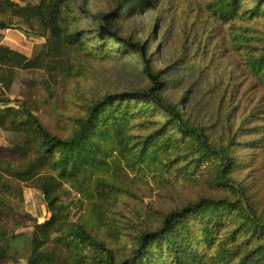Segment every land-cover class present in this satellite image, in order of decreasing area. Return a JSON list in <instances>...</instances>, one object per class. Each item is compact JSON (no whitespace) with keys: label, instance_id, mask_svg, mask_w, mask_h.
Instances as JSON below:
<instances>
[{"label":"rangeland","instance_id":"374dc122","mask_svg":"<svg viewBox=\"0 0 264 264\" xmlns=\"http://www.w3.org/2000/svg\"><path fill=\"white\" fill-rule=\"evenodd\" d=\"M8 1L21 8L33 6L21 11L14 8L19 16L9 10L3 13V7H0V18L10 24L12 33L26 41L28 56H25L30 58L46 42L42 38L41 18L35 13L40 0ZM210 1L152 0L151 4L141 5L135 0H124L119 9L121 0H71L68 24L72 30L84 34L86 43L84 50L70 54L66 65L73 75L63 78L61 72L65 71L58 65L53 77L46 71L18 70L10 93L7 96L0 93V99L10 100V106L18 108L26 104L50 131L67 136L74 129L75 120L94 102L109 95L150 88L152 82L143 67V63L148 62L152 72L160 74L163 82L160 94L165 101L179 105L185 116L202 127L212 142L233 138L241 144L238 154L242 170L234 173L233 178L243 184L244 198L234 196L214 183L215 157L202 163L185 158L171 165L165 160L143 163L136 156L126 160L118 153V162L107 176L117 189L108 203H102L105 214L101 223L96 222V230L102 236L104 233L109 236L108 227L119 228L121 245H131L134 238L145 231L160 229L170 212L204 197L226 198L246 208L252 201L254 209L264 218V151L252 163L257 148L247 150L243 144L247 140L257 141L264 135V90L248 68L250 56L262 46L259 42L264 37V18L250 23L245 22L247 20L222 23L208 10ZM245 1L249 8L257 4L253 0ZM117 10L118 14L122 13L119 37L132 45L140 43L144 48L142 53L131 51L133 47L130 46L122 47L118 40L112 39V34H107L104 40H95L99 25L97 17ZM242 38L247 40L242 42ZM101 44H104L102 49L99 48ZM0 90L2 92V87ZM9 104H0V109ZM128 104L130 133L136 142L168 119L155 104L149 105L145 99L129 100ZM147 106L152 108L155 116L149 115ZM155 122L157 124L153 125ZM242 128L246 131H241ZM253 128H261V135H254L250 131ZM0 132V147L11 148L9 140L15 141L16 137ZM175 132L174 128L168 131L169 134ZM13 159L20 161L17 155ZM22 187L24 200H11L10 206L6 204V207L23 217L24 228L19 232L25 235L29 246L35 222L43 223L51 215L43 194L33 182ZM65 190L61 203L70 207L71 221L78 222L85 214L87 204H81L82 196L72 186L66 184ZM227 214L220 213L222 221L227 223L218 230L216 223L212 225V221L203 215L190 218L188 229H183L181 235H187L188 244L206 259L214 255L216 245L221 243L234 254L236 249L233 247L244 242L247 236L238 232V210L232 209ZM212 227L216 244L203 240L207 229ZM58 236L53 235L54 241L47 249L56 255L58 262H65L67 253L63 245L56 242ZM109 244L118 248V241ZM193 258L196 262L197 256ZM20 262L26 264L24 259Z\"/></svg>","mask_w":264,"mask_h":264},{"label":"trees","instance_id":"16d2710c","mask_svg":"<svg viewBox=\"0 0 264 264\" xmlns=\"http://www.w3.org/2000/svg\"><path fill=\"white\" fill-rule=\"evenodd\" d=\"M135 1L141 5L152 2ZM254 2L257 4L249 8L245 0H211L208 10L222 23L235 20H247L245 22L250 23L257 18H264V0ZM123 3L124 0H121L119 6ZM70 5L71 0H40L35 13L41 18L44 28L42 37L46 42L30 58L1 45L3 35L0 33V85L3 96L12 90L18 70L46 71L53 77L58 65L60 70L66 72H61L63 78L73 75L71 70L68 72L66 65L70 54L72 51L84 50L86 43L84 34L77 29L72 30L68 24V13L72 11ZM0 7H3V13L9 10L16 16L20 13L14 8L20 11L33 8L31 5L21 8L8 0H0ZM118 11L97 17L99 25L95 40H104L107 34H112V39L118 40L122 47L130 46L133 47L131 51L142 53L144 48L140 43L132 45L119 37L122 13L118 14ZM9 29H12L10 24L0 18V32ZM241 40L243 42L247 38ZM259 43L262 46L250 56L248 68L264 90V37L260 38ZM103 47L104 44L99 46L100 49ZM143 67L152 82L150 88L109 95L94 102L84 115L75 120V127L67 136L50 131L26 104L18 108L8 106L0 109V130L16 137L15 141L9 140L11 148L0 147V264H21V259L26 264H264V218L254 209L255 203L250 199L251 203L246 208L226 198H201L170 212L164 217L160 229L143 232L134 238L131 245L120 244L122 233L119 228L108 227L109 236L106 233L102 236L96 230V222L101 223L105 214L102 203H108L117 189L107 176L111 174V167L118 162V153L126 160L136 156L143 163L165 160L166 164L171 165L185 158L202 163L211 156L215 157L214 183L234 193V196H246L243 184L233 178L234 173L242 170L238 154L241 144L233 138L212 142L202 127L185 116L179 105L162 98L163 82L160 74L153 73L148 62L143 63ZM140 99H145L149 105L155 104L168 119L136 142L129 128L128 101ZM2 103L11 102L9 99H0ZM147 107L142 109H147L150 116H155L152 108ZM170 128L176 132L169 134ZM241 131L246 130L242 128ZM250 131L254 135L262 133L261 128ZM176 133L181 137L177 138ZM133 141L135 144H130ZM243 144L247 150L256 146L257 153L253 154L251 160L254 163L259 153L264 151V135L257 141L247 140ZM16 155L20 157L19 162L13 159ZM29 182H33L43 194L51 216L43 223L35 222L33 238L27 246L28 240L19 232L24 228L23 217L14 213V210L6 211L3 204L10 206L14 199L23 201L22 185ZM66 184L82 196V205L87 204L85 214L75 223L70 218V207L61 203ZM232 209H237L239 213L238 232L247 236L244 242L233 247L236 249L234 254L227 247L224 249V243H221L216 245L214 255L206 259L188 244L187 235H181L183 229H188V220L201 215L212 221V225L216 223L217 230L222 228L227 221H222L220 213L229 215ZM204 224L203 221L202 227ZM207 232L203 240L216 244L213 227ZM53 235H60L56 242L63 245L67 253L65 262H58L56 255L47 249L54 241ZM110 241H118V248L110 247ZM194 255L197 256L196 262L193 260ZM234 257L237 260H231Z\"/></svg>","mask_w":264,"mask_h":264},{"label":"crops","instance_id":"0c3cea01","mask_svg":"<svg viewBox=\"0 0 264 264\" xmlns=\"http://www.w3.org/2000/svg\"><path fill=\"white\" fill-rule=\"evenodd\" d=\"M12 32H14V31L6 30V31H3V32H0L4 36L1 45L6 46V47L10 48L11 50L17 51L19 53H22V54L28 56V51L25 50V49H28L27 45L25 44L26 41H24V39L21 38L20 35H18L16 33H12ZM8 39H10L11 42L8 41ZM1 105H4V104L2 103ZM8 106H10V105H7V107ZM3 108H6V106L3 107ZM1 203L2 202L0 201V204ZM3 205H4V208H5L6 211H11L12 210L9 206H7L8 207L7 208L5 204H3Z\"/></svg>","mask_w":264,"mask_h":264},{"label":"built area","instance_id":"2783aa9c","mask_svg":"<svg viewBox=\"0 0 264 264\" xmlns=\"http://www.w3.org/2000/svg\"><path fill=\"white\" fill-rule=\"evenodd\" d=\"M0 89H1V85H0ZM0 93H1V90H0Z\"/></svg>","mask_w":264,"mask_h":264}]
</instances>
